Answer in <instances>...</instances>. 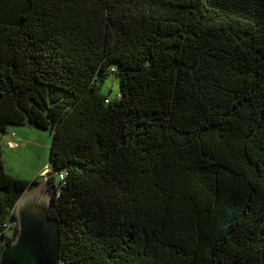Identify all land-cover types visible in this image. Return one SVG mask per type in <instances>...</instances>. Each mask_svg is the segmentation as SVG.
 I'll list each match as a JSON object with an SVG mask.
<instances>
[{
    "label": "trees",
    "instance_id": "obj_1",
    "mask_svg": "<svg viewBox=\"0 0 264 264\" xmlns=\"http://www.w3.org/2000/svg\"><path fill=\"white\" fill-rule=\"evenodd\" d=\"M27 122L59 264H264V0H0V137ZM2 155L0 252L41 183Z\"/></svg>",
    "mask_w": 264,
    "mask_h": 264
},
{
    "label": "water",
    "instance_id": "obj_2",
    "mask_svg": "<svg viewBox=\"0 0 264 264\" xmlns=\"http://www.w3.org/2000/svg\"><path fill=\"white\" fill-rule=\"evenodd\" d=\"M51 202L46 182L21 194L14 208L18 230L4 244L0 264H59L61 229L58 218L50 213Z\"/></svg>",
    "mask_w": 264,
    "mask_h": 264
},
{
    "label": "rangeland",
    "instance_id": "obj_3",
    "mask_svg": "<svg viewBox=\"0 0 264 264\" xmlns=\"http://www.w3.org/2000/svg\"><path fill=\"white\" fill-rule=\"evenodd\" d=\"M102 91L114 97L118 92V75L108 72L102 86ZM52 132L49 129L37 127L31 123L6 125V132L1 135L3 146V163L5 170L30 181L38 179L44 182L45 173L50 170V147ZM12 139L13 146L6 145Z\"/></svg>",
    "mask_w": 264,
    "mask_h": 264
},
{
    "label": "built area",
    "instance_id": "obj_4",
    "mask_svg": "<svg viewBox=\"0 0 264 264\" xmlns=\"http://www.w3.org/2000/svg\"><path fill=\"white\" fill-rule=\"evenodd\" d=\"M15 143H16V142H14L12 139H8V140L6 141V145L9 146V147L13 146Z\"/></svg>",
    "mask_w": 264,
    "mask_h": 264
}]
</instances>
